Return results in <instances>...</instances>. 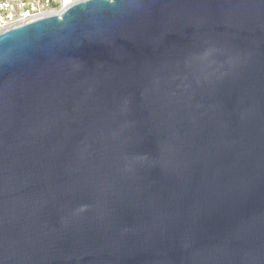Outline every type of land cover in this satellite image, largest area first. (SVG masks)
Wrapping results in <instances>:
<instances>
[{"label":"water","instance_id":"obj_1","mask_svg":"<svg viewBox=\"0 0 264 264\" xmlns=\"http://www.w3.org/2000/svg\"><path fill=\"white\" fill-rule=\"evenodd\" d=\"M0 264H264V0L1 32Z\"/></svg>","mask_w":264,"mask_h":264},{"label":"built area","instance_id":"obj_2","mask_svg":"<svg viewBox=\"0 0 264 264\" xmlns=\"http://www.w3.org/2000/svg\"><path fill=\"white\" fill-rule=\"evenodd\" d=\"M85 0H0V33L57 15Z\"/></svg>","mask_w":264,"mask_h":264}]
</instances>
